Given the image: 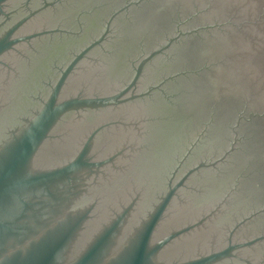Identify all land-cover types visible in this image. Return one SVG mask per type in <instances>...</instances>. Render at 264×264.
I'll use <instances>...</instances> for the list:
<instances>
[{"label":"water","instance_id":"1","mask_svg":"<svg viewBox=\"0 0 264 264\" xmlns=\"http://www.w3.org/2000/svg\"><path fill=\"white\" fill-rule=\"evenodd\" d=\"M0 264H264V0H0Z\"/></svg>","mask_w":264,"mask_h":264}]
</instances>
